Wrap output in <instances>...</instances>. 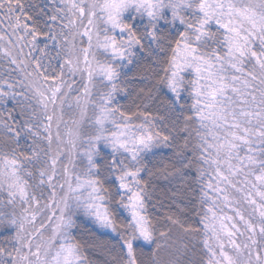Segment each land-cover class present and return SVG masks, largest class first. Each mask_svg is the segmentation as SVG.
Here are the masks:
<instances>
[{"label":"snow or ice","instance_id":"obj_1","mask_svg":"<svg viewBox=\"0 0 264 264\" xmlns=\"http://www.w3.org/2000/svg\"><path fill=\"white\" fill-rule=\"evenodd\" d=\"M0 264H264V0H0Z\"/></svg>","mask_w":264,"mask_h":264}]
</instances>
